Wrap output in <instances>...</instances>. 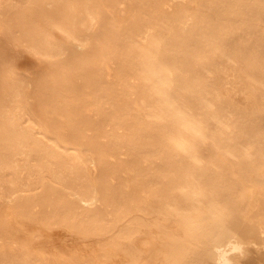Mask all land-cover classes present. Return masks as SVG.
I'll use <instances>...</instances> for the list:
<instances>
[{"label": "bare ground", "instance_id": "bare-ground-1", "mask_svg": "<svg viewBox=\"0 0 264 264\" xmlns=\"http://www.w3.org/2000/svg\"><path fill=\"white\" fill-rule=\"evenodd\" d=\"M0 264H264V0H0Z\"/></svg>", "mask_w": 264, "mask_h": 264}, {"label": "rangeland", "instance_id": "rangeland-1", "mask_svg": "<svg viewBox=\"0 0 264 264\" xmlns=\"http://www.w3.org/2000/svg\"><path fill=\"white\" fill-rule=\"evenodd\" d=\"M237 260V259H236Z\"/></svg>", "mask_w": 264, "mask_h": 264}]
</instances>
